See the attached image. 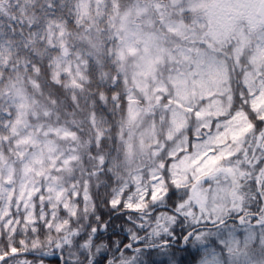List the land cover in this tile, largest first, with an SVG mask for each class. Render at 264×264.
<instances>
[{
  "label": "snow or ice",
  "instance_id": "6c2138e0",
  "mask_svg": "<svg viewBox=\"0 0 264 264\" xmlns=\"http://www.w3.org/2000/svg\"><path fill=\"white\" fill-rule=\"evenodd\" d=\"M182 254L264 264V0H0V264Z\"/></svg>",
  "mask_w": 264,
  "mask_h": 264
},
{
  "label": "rangeland",
  "instance_id": "374dc122",
  "mask_svg": "<svg viewBox=\"0 0 264 264\" xmlns=\"http://www.w3.org/2000/svg\"><path fill=\"white\" fill-rule=\"evenodd\" d=\"M202 131L207 132L208 129H203ZM212 131H215V129L213 128ZM192 139H195V137L193 136ZM182 256H183L184 264H185L186 262H188V263H186V264H189V261L191 260L192 257L189 256L188 254H182ZM185 261H186V262H185Z\"/></svg>",
  "mask_w": 264,
  "mask_h": 264
},
{
  "label": "trees",
  "instance_id": "16d2710c",
  "mask_svg": "<svg viewBox=\"0 0 264 264\" xmlns=\"http://www.w3.org/2000/svg\"><path fill=\"white\" fill-rule=\"evenodd\" d=\"M191 260H192V258H191ZM190 260V261H191ZM47 261H48V264H56V257H48L47 258ZM186 262V261H185ZM186 263H188V262H186ZM185 263V264H186Z\"/></svg>",
  "mask_w": 264,
  "mask_h": 264
}]
</instances>
